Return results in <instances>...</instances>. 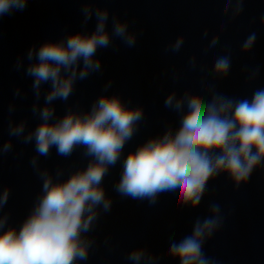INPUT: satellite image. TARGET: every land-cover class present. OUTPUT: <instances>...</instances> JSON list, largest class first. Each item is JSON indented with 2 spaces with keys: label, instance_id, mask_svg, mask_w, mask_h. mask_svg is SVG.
Here are the masks:
<instances>
[{
  "label": "clouds",
  "instance_id": "1",
  "mask_svg": "<svg viewBox=\"0 0 264 264\" xmlns=\"http://www.w3.org/2000/svg\"><path fill=\"white\" fill-rule=\"evenodd\" d=\"M93 0H84L83 24L96 19L94 30L70 33L59 40H45L31 46L18 56L15 70L24 71L32 80L34 97L31 113L39 123L28 129L26 119L14 121L15 104L8 107L9 139L0 143V157L13 150V137L24 145L32 144L35 155L30 164L42 180L40 193L17 227L9 225L10 214L3 212L11 189L0 190V264H81L87 261L96 245L90 236L101 213L112 209V198L104 188V178L121 160L126 144L132 140L145 119L143 106H130L119 94H108L109 80L87 111L68 108L57 116L55 102H67L78 81L102 72L98 50L113 45L119 38L135 47L137 33L129 22L113 15L108 30L109 9L93 8ZM29 0H0V16L23 11ZM245 0H223L221 15L234 20L244 12ZM264 25V17H261ZM225 25H221V32ZM203 36L207 38L208 30ZM220 33L213 35L205 52L214 48ZM257 33L251 32L241 44V52L249 53L255 46ZM185 37L178 36L165 51L179 52ZM230 50V49H229ZM25 59L28 61L25 66ZM195 68L196 56L189 60ZM232 67L231 54L217 56L212 65L214 77L225 80ZM259 67L248 76L255 80ZM48 88L45 90L44 86ZM211 100L199 93L185 90L168 93L164 107L180 115L175 129L168 125L162 134L149 137L129 151L121 165L114 191L122 198L147 200L155 205L160 196L177 193L179 209H196L203 202L210 182L226 175L238 189L247 184L257 169L264 168V88L253 91L251 98L228 97L215 87ZM14 97L21 96L17 87ZM43 96V104L40 103ZM56 154L68 158L78 149L90 158L86 167L72 171L66 179L62 168L55 178L48 169L40 168V157ZM209 215L194 218L186 233L176 240L169 237L168 255L178 264H217L205 254V244L223 227L221 207L211 203ZM107 242V241H106ZM159 255L147 247L133 248L127 260L133 264H158Z\"/></svg>",
  "mask_w": 264,
  "mask_h": 264
}]
</instances>
